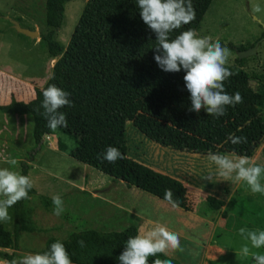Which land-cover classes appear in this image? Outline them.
I'll use <instances>...</instances> for the list:
<instances>
[{
  "label": "trees",
  "instance_id": "obj_1",
  "mask_svg": "<svg viewBox=\"0 0 264 264\" xmlns=\"http://www.w3.org/2000/svg\"><path fill=\"white\" fill-rule=\"evenodd\" d=\"M69 1L46 0L44 4L45 29L39 33L40 43L50 58H57L49 79L41 89L34 90L31 101L23 103L12 99L8 105L0 106V112L30 118L37 146L45 135H67L75 147L68 151L58 140L59 151L123 182L128 188H136L167 204L164 193L171 189L173 199L179 201L177 208L190 211L187 190L181 182L127 156L126 123L131 122L150 141L174 151L202 155L210 151L235 152L252 159L264 143L263 78L245 72V60L236 58L235 65H226L234 75L225 82V88L229 95L239 92L243 103L229 107L227 114L219 118L208 115L203 109L199 113L189 111L191 101L183 79L185 72L166 73L158 67L153 58L156 36L142 21L137 0H87L64 48L54 41V36L63 22L64 5ZM212 1L192 0L196 19L174 31L171 38L188 29L197 32ZM229 48L248 49L231 45ZM51 84L69 92L75 105L60 110L67 114L68 126L56 131L46 126L47 121L40 114L43 91ZM230 133L246 137V142L233 145L227 140ZM109 146L118 148L124 158L115 163L99 159L98 154ZM21 175L27 176L26 164ZM33 194L34 189L29 196ZM27 200L9 209L12 220L0 223L1 261L13 260L12 254L2 250L18 249L20 232L33 231L27 211L23 210ZM205 203L212 211H219L222 206L220 200L212 196H207ZM226 215L222 213L223 218ZM137 234L135 226L120 232L86 230L72 233L64 240L49 238L38 253L43 254L60 241L72 264H119L117 258L126 240ZM80 240L85 242V247L78 245ZM157 258L180 264L164 254L149 257L148 264H153Z\"/></svg>",
  "mask_w": 264,
  "mask_h": 264
},
{
  "label": "rangeland",
  "instance_id": "obj_2",
  "mask_svg": "<svg viewBox=\"0 0 264 264\" xmlns=\"http://www.w3.org/2000/svg\"><path fill=\"white\" fill-rule=\"evenodd\" d=\"M45 1L0 0V71L7 75L0 78V86L6 91L11 87V80H6L10 76L38 79L33 80L32 95L50 77L56 59L50 58L45 46L41 44L30 49L28 44L6 33L7 30L16 33L7 19L18 21L21 27L31 31H44ZM86 2L70 0L64 5L63 22L54 36V41L62 47L68 45ZM257 5L261 7L259 13L255 12ZM263 33L264 0H213L197 31L198 36H211L223 47L254 46L255 54L244 59L243 70L264 80ZM28 41L34 44L39 39ZM230 51L227 66L236 64L237 50ZM0 98L4 100L0 105L11 102L9 95ZM32 127V120L26 116L0 112V168L7 167L21 174L26 164L27 176L34 181V194L23 207L33 231L19 233L18 249L2 250L12 254L13 260L38 253L52 237L64 240L72 233L86 230L120 232L129 226H135L138 231L142 226L152 227L159 223L179 235L182 250L167 256L180 264H209L211 261L215 264H255L251 256L240 255L241 247L247 242L239 235V229L264 231V193H252L244 182L234 184L205 179L210 172L207 155L159 146L142 135L131 122L125 125L127 156L181 182L187 190L190 209L184 211L136 188H128L123 182L59 151L58 140L68 151L75 147L67 135H45L37 146ZM4 157L15 158L17 165L6 164ZM252 160L264 166V143ZM211 171H215L214 165ZM261 184H264V174ZM54 195H60L64 202L65 211L60 216L53 214ZM207 196L220 200L219 211L207 207ZM222 213L227 214L226 218ZM149 221L153 223L150 225ZM252 251L264 254V249Z\"/></svg>",
  "mask_w": 264,
  "mask_h": 264
},
{
  "label": "clouds",
  "instance_id": "obj_3",
  "mask_svg": "<svg viewBox=\"0 0 264 264\" xmlns=\"http://www.w3.org/2000/svg\"><path fill=\"white\" fill-rule=\"evenodd\" d=\"M137 7L142 21L156 36L153 58L158 67L166 73L185 72L183 79L191 101L189 111L199 113L203 109L208 115L219 118L227 114L229 107L235 108L243 103L239 92L229 95L225 88V82L234 75L226 66L231 55L229 48L223 47L218 40L213 41L211 36H198L194 29L182 31L174 39L171 38L174 31L196 19L192 0H137ZM260 11L261 7L257 5L255 12ZM70 96L69 92L55 84L43 91V101L40 104L43 112L40 114L47 121L46 126L50 130L67 128V114L60 110L75 106ZM36 111L39 112V108ZM227 140L238 145L245 143L246 137L230 133ZM98 158L115 163L123 159L124 155L118 148L109 146L102 154H98ZM206 159L209 161L210 172L205 179L210 182H244L252 193H264V184H261L264 166L256 164L250 157L235 152L218 154L210 151ZM4 162L11 166L18 163L15 158L10 157H4ZM213 165L214 172L211 171ZM33 188L34 181L30 176L21 175L7 167L0 168V222L12 220L9 209L22 200L30 199L29 192ZM173 195L171 189H166L164 200L177 208L179 201L174 200ZM52 203L53 214L62 215L65 207L61 196L54 195ZM152 223L148 222L150 225ZM239 235L247 242L241 247L240 255L251 256L255 264H264V254L252 251L264 249V231L242 227ZM77 243L81 248L86 246L83 240ZM177 250H182L179 235L155 223L152 227L142 226L137 235L129 237L117 259L119 264H148L149 257L169 255ZM0 264H72V260L64 244L57 241L43 254L29 253L20 259L0 261ZM153 264H172V261L157 258Z\"/></svg>",
  "mask_w": 264,
  "mask_h": 264
},
{
  "label": "crops",
  "instance_id": "obj_4",
  "mask_svg": "<svg viewBox=\"0 0 264 264\" xmlns=\"http://www.w3.org/2000/svg\"><path fill=\"white\" fill-rule=\"evenodd\" d=\"M6 33H8L10 35H13V37H15V38H19V40H21L23 43H25L26 46L28 44L27 47L30 48V49L31 48H35L36 49L37 47H39L41 45L40 38H38L39 41L37 43L33 44L30 41H28L29 38H27V37H25L23 35H20L18 33H15L16 34L15 35V34H13V32L11 30H7ZM30 40H33V39H30ZM43 59H44V62H45V57L44 56H43ZM51 59H53V58H51ZM54 59L57 60V58H54ZM3 76L6 77L7 75L4 74V72L0 71V78H3ZM34 79H36V78H32V77L21 78L20 76H12V77L10 76L6 80H11L10 81L11 82L10 83L11 87H10L9 91H6L5 89H2V87L0 86V96L6 98V96L9 95L10 98H11L9 100L14 99L15 101H18V102L28 103L35 96L34 92H33V95L31 93V86L34 84L33 83ZM36 80H38V79H36ZM0 101L2 102L4 100L2 98H0ZM0 106H4V105H0Z\"/></svg>",
  "mask_w": 264,
  "mask_h": 264
},
{
  "label": "water",
  "instance_id": "obj_5",
  "mask_svg": "<svg viewBox=\"0 0 264 264\" xmlns=\"http://www.w3.org/2000/svg\"><path fill=\"white\" fill-rule=\"evenodd\" d=\"M7 20L9 21V23L11 24L12 28L15 30L16 33L23 35L29 39L40 38L39 33L37 31H31L29 29H25L21 27L19 22L15 20H10V19H7ZM254 54H255V47L253 46L243 51H237L236 58L238 60H242L247 57H251Z\"/></svg>",
  "mask_w": 264,
  "mask_h": 264
}]
</instances>
